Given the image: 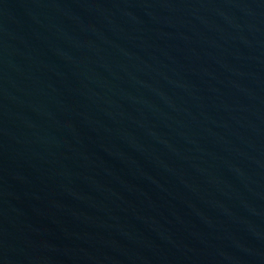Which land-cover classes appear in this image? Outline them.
Returning a JSON list of instances; mask_svg holds the SVG:
<instances>
[{
  "label": "water",
  "instance_id": "water-1",
  "mask_svg": "<svg viewBox=\"0 0 264 264\" xmlns=\"http://www.w3.org/2000/svg\"><path fill=\"white\" fill-rule=\"evenodd\" d=\"M0 264H264V0H0Z\"/></svg>",
  "mask_w": 264,
  "mask_h": 264
}]
</instances>
